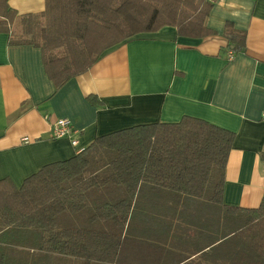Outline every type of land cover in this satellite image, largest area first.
Instances as JSON below:
<instances>
[{"label": "trees", "instance_id": "16d2710c", "mask_svg": "<svg viewBox=\"0 0 264 264\" xmlns=\"http://www.w3.org/2000/svg\"><path fill=\"white\" fill-rule=\"evenodd\" d=\"M215 1L44 0L43 12L18 15L0 0V33L8 35V46L39 49L58 91L136 35L166 26L178 37L216 35L205 26ZM221 36L227 52L245 50L246 34L232 23ZM86 100L101 105L94 95ZM234 138L184 116L99 136L74 157L41 167L19 188L0 179V264H16L15 255L51 254L78 264H132V258L150 264L163 253L170 264H264V199L255 209L222 204ZM212 212H218V236L211 246L190 250L207 233ZM13 231L27 240L11 242Z\"/></svg>", "mask_w": 264, "mask_h": 264}, {"label": "crops", "instance_id": "0c3cea01", "mask_svg": "<svg viewBox=\"0 0 264 264\" xmlns=\"http://www.w3.org/2000/svg\"><path fill=\"white\" fill-rule=\"evenodd\" d=\"M7 1L18 15L44 11V0ZM226 22L246 34L245 50L232 61L221 36ZM205 26L216 35L178 37L168 26L136 35L105 51L88 72L58 91L39 49L8 46V35L0 33V179L19 188L41 167L74 157L99 136L188 116L235 134L222 204L257 208L264 199V0H216ZM89 95L101 105H90ZM64 118L71 121L77 147L51 134L53 123ZM217 214H210L207 233L190 250L212 245L219 233ZM27 236L13 231L9 240ZM11 258L16 264H78L55 254ZM150 264H170L169 255Z\"/></svg>", "mask_w": 264, "mask_h": 264}, {"label": "built area", "instance_id": "2783aa9c", "mask_svg": "<svg viewBox=\"0 0 264 264\" xmlns=\"http://www.w3.org/2000/svg\"><path fill=\"white\" fill-rule=\"evenodd\" d=\"M235 54L231 51H228L226 53V59L228 61H232L234 59ZM262 118L264 119V112L262 114ZM51 134L53 138L55 139H61V138H68L71 141L72 146L77 147V141L76 139L72 138V135L74 134V131H72V124L71 121L68 119H57L53 125L51 126ZM27 139H24L26 141ZM82 151V150H80ZM79 151V152H80ZM264 162V159H263Z\"/></svg>", "mask_w": 264, "mask_h": 264}]
</instances>
